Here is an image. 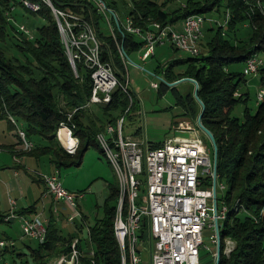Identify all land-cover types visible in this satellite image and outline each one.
<instances>
[{
  "label": "trees",
  "instance_id": "obj_1",
  "mask_svg": "<svg viewBox=\"0 0 264 264\" xmlns=\"http://www.w3.org/2000/svg\"><path fill=\"white\" fill-rule=\"evenodd\" d=\"M32 1L40 4L38 12L23 7L21 0H0V119H5L11 128L18 127L20 122L33 145L25 153L38 159L47 157L59 170L61 166L80 165L90 145L100 148L97 135L108 124H116L123 116L125 120L126 117L133 119L132 110H140L141 105L133 91L130 90L129 97L117 88L109 103L95 104L100 109L99 114L92 115L93 83L89 69L82 61H76L77 73L74 71L53 9L40 0ZM50 1L59 11L89 23L99 42L102 62L112 67L123 84L128 81L127 57L141 53L144 45L136 33L125 28L127 18L132 26L145 32L153 23L165 27L192 15L206 16L213 12L221 15V8L224 14L230 12L226 29L222 26L209 29L212 36L206 51L195 57L174 58L159 64L153 73L164 79L158 83L159 95L171 90L176 95L177 105L192 118L199 117L202 107L197 112L194 109L197 101L192 93L184 97L176 86L168 87V84L185 77L199 84L198 95L206 108L202 123L216 141L218 181L226 187L220 199L228 207V214L220 231L219 264H264V216L260 213L264 207V93L255 112L246 106L243 118L233 116L234 109L241 103L247 105L249 97L239 92L241 85L248 81L246 75L243 71L231 70L233 65H245L251 57H262L263 65L258 73L264 91V0H185L171 9L168 6L174 0H103L107 8L116 13L121 25L94 0ZM12 5L16 9L6 15ZM28 15L45 20L32 38L19 30V24H23L22 20ZM245 24L251 27V32L239 38L236 31ZM22 56L32 59L23 61ZM69 114H72L70 121L75 125V135L80 139L75 155L68 154L56 138L59 125L68 121ZM148 145L159 148L164 143L148 142ZM210 179H204V187L211 185ZM117 197L116 183L110 187L104 202L103 216L96 218L95 224L87 230V237L82 236L80 240V249L92 246L95 250L93 256L85 251L81 263L122 264L114 229ZM56 220L54 216L49 217L45 241H36L37 246L30 248L34 264H53L60 256L70 253L76 234H63ZM84 226L83 223L78 225L79 233H83ZM227 241L234 244L229 254L225 252ZM144 264H149L147 258Z\"/></svg>",
  "mask_w": 264,
  "mask_h": 264
},
{
  "label": "built area",
  "instance_id": "obj_2",
  "mask_svg": "<svg viewBox=\"0 0 264 264\" xmlns=\"http://www.w3.org/2000/svg\"><path fill=\"white\" fill-rule=\"evenodd\" d=\"M53 9L58 22L63 44L66 48L72 68L77 73L76 61H82L90 71L92 78L91 102L109 103L112 93L120 88L123 92L129 89L128 81L121 83L109 64L102 62L99 53V42L89 23L82 18L56 9L50 0H40ZM100 9L107 10L121 25L113 10L107 8L103 0H94ZM23 7L38 12L40 4L32 0H21ZM16 9L11 6L6 15ZM231 19L226 13L225 20L220 23L203 15H192L182 20V29L172 25L162 27L153 23L149 30L143 32L139 27L132 26L130 18L125 20L127 31L136 33L143 41L141 59L146 61L155 52L157 45L169 43L178 50L192 57L200 54V41L206 21L217 22L225 26ZM19 30L32 38L31 29L19 24ZM129 60V58L127 57ZM259 57L247 60L243 73L249 75L258 73ZM160 80H163L161 77ZM193 83V82H192ZM157 88L158 83L153 82ZM194 84V83H193ZM195 85V84H194ZM261 101V91L258 95ZM68 121L62 122L56 132V138L61 147L71 155H75L80 146V139L75 135V125ZM124 118L116 124H108L103 132L97 135V141L104 156L109 161H117L119 170L117 177H122L121 199L117 201L116 211L120 213L119 225L114 226L115 235L122 254V264H144L147 258L149 264H201L200 251L204 235L211 237L215 245L214 230L221 222L223 211L222 201L218 191L222 193L223 185L214 172L212 154L203 142L191 138H175L164 143L162 147L150 148L145 140L124 135ZM22 150L30 151L32 143L26 138L23 129H19ZM119 149H126L127 156H119ZM1 152V149H0ZM210 177L211 185L204 187V179ZM43 182L56 202L63 201L72 212L67 217L72 224L76 236L71 243L69 254L62 255L54 264H83L81 259L85 251L94 255L92 246L80 249L82 236L78 237L79 227L75 224L77 218H84L79 210L78 199L84 198V193L68 191L60 180L58 172L43 174ZM132 191L134 195V214H127L123 209V195ZM12 208L15 200L10 201ZM217 205V207H216ZM58 213L59 210L55 209ZM264 216V207L261 210ZM19 218L25 237L43 243L47 236V220L41 216L29 218L16 215L11 211L6 221ZM85 225V224H84ZM90 242V239H87ZM225 252L229 254L233 243L226 242ZM10 243L9 246H11ZM6 242L0 241V247L5 248ZM217 246V245H216ZM208 249V248H207ZM216 254V251L212 254Z\"/></svg>",
  "mask_w": 264,
  "mask_h": 264
},
{
  "label": "rangeland",
  "instance_id": "obj_3",
  "mask_svg": "<svg viewBox=\"0 0 264 264\" xmlns=\"http://www.w3.org/2000/svg\"><path fill=\"white\" fill-rule=\"evenodd\" d=\"M184 1L185 0H174V2L168 6V9L176 6L179 7V5H182ZM223 10L224 8H221V15L213 12L212 14L206 15L205 18H212L214 20H218L220 23H223L222 21H224L226 17ZM122 18L123 16L121 19ZM18 21L21 22V18H19ZM22 22H24L23 25H25L29 30L31 29L30 31L32 34L38 26L45 24V20L43 18L35 17L34 15L26 16ZM212 26L216 27L220 26V24L217 22L211 23L210 21L205 22L200 41V52H204L207 49V43L212 36L211 33H209V29L212 28ZM180 27H182V21H179L175 26L177 29H180ZM226 27L227 25L223 26L224 29H226ZM236 32L239 38H245L250 34L251 27L248 24H245L239 27ZM141 53L131 54L128 60V63L130 64L127 71L129 90L136 94L141 106L138 111L132 110L131 115L135 116L133 119L131 117H126L125 120L124 116L121 117L124 118V135L132 136L131 132L139 129V135L141 138H146L152 143H165L175 138H198L207 147L210 154H212L213 159L212 143L211 149L208 146L210 144V140L198 125V118L190 117L187 112L184 111L185 109L177 105L176 95L172 93L171 90L159 95L158 89L153 87L152 84L153 82L160 83L161 77L154 75L152 72L157 65L166 64L174 58H189L192 55L181 50H174L170 44L156 46L154 56L149 58L146 62L140 59ZM22 58L23 61L30 58L32 59V57L29 56H22ZM243 67L244 64L239 63L233 65L231 70L241 72L243 71ZM185 78H181L177 81ZM246 78L248 81L246 84L241 85L239 92L247 93L249 98L246 103L247 105L241 103L234 109L232 115L238 118H243L246 106H249L253 112L256 111L258 107V95L263 87L259 73L246 75ZM175 86L182 96L186 97L191 93L192 96H194L195 87L192 85V82L184 80ZM194 109L197 110V112L200 111L201 106L198 101L197 105H194ZM99 110V107L95 105V103L91 102V114L93 113L92 115H97L99 114ZM101 118L104 122H106L103 117ZM21 128L22 124L20 122L18 123V127L11 128L5 119H0V142L8 144L9 142L14 141V139H17V133ZM132 137H135V135L133 134ZM23 152L25 153V151L22 150V153ZM51 172H58L60 180L65 188H70V190L75 189L71 190L73 193H84V198L78 199V209L81 210L84 218H77L75 224H85L83 233H78L77 235L78 237H87L86 233L89 226L95 224L96 218H101L103 216V206L106 198L110 194V187L113 184L118 183L116 172L106 159V156H104L101 152V149L94 145H90L85 151L80 165L61 166L59 170H57L55 169V165L47 157L42 158V160L37 163L30 162V168L27 169V172L25 170H21L20 176L15 177L18 182V190L20 192L24 191V193L29 196V200L31 202L37 201V204L41 207L38 199L39 196H41V193L46 189L45 183L42 180V175L50 174ZM13 174L14 165L12 164L8 165L5 169H0L1 208H6L8 199L7 190L9 187L8 181L10 180V176H13ZM34 178L38 179V181H34ZM225 190L226 187L222 193L218 191L219 199H221ZM51 199H46L44 201L47 205H49L52 202ZM57 203L56 207L59 212H55V215L58 217V224L56 225L61 228L63 234L68 235L74 231L72 224H69L67 221V217L72 212V209L63 201ZM23 241L33 247L37 246L36 242L31 240L29 237H24ZM20 245L21 244L19 243L18 246ZM230 246H233L234 248V244ZM214 251H216V244L214 245L211 237L206 232L203 238V246L200 251V263L216 264L214 263L216 262L213 259L214 257H212ZM29 253H27L28 255L26 254L20 257L13 253L7 254L5 255V262L7 264H34V261ZM0 264H4V262H1Z\"/></svg>",
  "mask_w": 264,
  "mask_h": 264
},
{
  "label": "crops",
  "instance_id": "obj_4",
  "mask_svg": "<svg viewBox=\"0 0 264 264\" xmlns=\"http://www.w3.org/2000/svg\"><path fill=\"white\" fill-rule=\"evenodd\" d=\"M172 26L175 28L176 24ZM180 29H182V27H180ZM180 29L178 30L180 31ZM137 130L139 129H136L134 132H131L132 133L131 135L133 136V134H136L135 135L136 138L142 139L141 136L139 135L140 130L138 133H136ZM142 140L149 142L148 139L146 138H143ZM0 149H1L0 169H5L10 164L14 165V174L13 176H10V180L8 181L9 187L7 190L8 199L6 203V208H1L0 206V241L7 243V246L5 248L0 247V263L4 262V264H7L5 262V255L13 253L16 254L18 257H20L29 253L30 248H32L33 246H31L30 244L28 245L25 241H23L25 236L23 234L19 218L6 221L4 219L6 218L5 216H7L11 211H13L18 216L24 215L29 218H35L37 216H41L43 219H46L47 222L50 216H54V218L57 219L56 223L58 224V217L55 215V209H58L56 207L58 203L54 200V198L50 194L47 193V187L41 193V196H39L38 199L40 201L41 207L37 204V201L31 202L29 200V196H27L24 193V191L20 192L17 187L18 182L15 177L20 176V171L25 170L27 172V169L30 168V162L37 163L40 160H42V158L44 157L38 159L36 157L29 156L26 153H22V142L19 136H17V139H14V141L9 142L8 144L0 142ZM35 180L38 181V179L34 178V181ZM66 189L70 192H72L71 190H75V189L70 190V188H66ZM46 199L47 200L51 199L52 202L51 204H49L50 206L45 203L44 200ZM11 200L12 201L15 200L16 203L13 208L10 203ZM33 241L36 242L35 240ZM10 243H12L11 246H9ZM19 243L21 244L20 246H18Z\"/></svg>",
  "mask_w": 264,
  "mask_h": 264
},
{
  "label": "bare ground",
  "instance_id": "obj_5",
  "mask_svg": "<svg viewBox=\"0 0 264 264\" xmlns=\"http://www.w3.org/2000/svg\"><path fill=\"white\" fill-rule=\"evenodd\" d=\"M227 13L230 14V12L228 11ZM119 20V18H118ZM259 57V62L262 63L260 64V67L263 65V59ZM125 93L130 97V90L129 89H125ZM264 91L261 90V100H262V95H263ZM119 156H127L126 155V149H119ZM110 165L113 167L114 171H118L119 170V163L117 161H109ZM118 197H117V201H119L121 199V189H122V177H118ZM221 185H223L221 183ZM225 189V185H223V190ZM123 202H124V210L127 212V214H134V195L132 196V191H125V195H123ZM223 203V202H222ZM117 206V203H116ZM223 211L221 212V221L215 230H214V240H215V244L217 245L218 243H220V231L222 228V224L223 221H225V219L227 218V214H228V207L226 206V204L223 205ZM119 220H120V213L119 211H115V216H114V226L119 225ZM115 229V228H114ZM217 255H214V260H217ZM216 263V262H214Z\"/></svg>",
  "mask_w": 264,
  "mask_h": 264
},
{
  "label": "water",
  "instance_id": "obj_6",
  "mask_svg": "<svg viewBox=\"0 0 264 264\" xmlns=\"http://www.w3.org/2000/svg\"><path fill=\"white\" fill-rule=\"evenodd\" d=\"M190 81V82H193L195 84V93H194V96H195V100L198 101V103L200 104V106L202 107V110L200 112V115L197 119V122H198V125L199 127L201 128V130L206 134V136L208 137V139L210 140V142L212 143V146H213V163H214V172H215V175L217 174V145H216V141L214 139V136L213 134L211 133V131L206 128L203 123H202V117H203V114L205 112V104L203 103V101L199 98V95H198V90H199V84L198 82L195 80V79H192V78H185V79H182L180 81H176V82H173V83H169L168 84V87H173L175 86L176 84L180 83L181 81ZM217 207V205H216ZM216 254H217V260H216V264H219V260H220V256H221V247H220V243L217 244L216 246Z\"/></svg>",
  "mask_w": 264,
  "mask_h": 264
}]
</instances>
